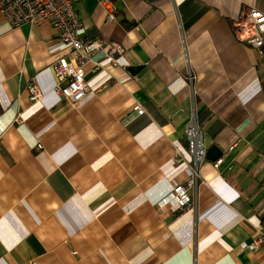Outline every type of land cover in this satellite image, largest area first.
<instances>
[{
	"label": "crops",
	"instance_id": "1",
	"mask_svg": "<svg viewBox=\"0 0 264 264\" xmlns=\"http://www.w3.org/2000/svg\"><path fill=\"white\" fill-rule=\"evenodd\" d=\"M111 2L112 23L99 0L73 3L82 40L124 48V69L85 67L76 105L54 93L68 50L51 24L0 13V264H264V243L247 249L264 242V58L231 29L264 0ZM193 114L222 163L173 213L159 203L191 176Z\"/></svg>",
	"mask_w": 264,
	"mask_h": 264
},
{
	"label": "built area",
	"instance_id": "2",
	"mask_svg": "<svg viewBox=\"0 0 264 264\" xmlns=\"http://www.w3.org/2000/svg\"><path fill=\"white\" fill-rule=\"evenodd\" d=\"M75 1L0 0V13L11 28H18L22 24L32 26L43 22L51 24L59 42L68 50L65 56L57 59L51 66L56 81L54 93L74 105L81 102L90 92L85 80V67L88 64L92 65L93 71L102 69L104 62L124 69L120 64L124 55V48L120 43L81 39L80 32L83 24L73 9ZM99 4L106 12L107 22H114L115 6L111 0H99ZM231 27L234 38L238 42L255 48L264 58L263 13L255 9L242 12ZM27 91L30 102H36L42 97L35 85L28 86ZM132 113L141 116L144 110L136 105ZM15 121L18 124L22 123L20 116ZM184 139L187 144V154L193 164L191 176L183 184L175 186L159 203L160 206L170 207L173 213L190 208L192 205L195 206L196 201L189 192L196 193L200 179L199 167L206 161L207 151L204 146L203 132L194 114L186 126ZM173 159L176 164L181 162V155L177 150H175ZM221 163L222 158H219L213 162V167L217 168ZM263 243V239L257 237L248 244L247 249L251 252L259 251Z\"/></svg>",
	"mask_w": 264,
	"mask_h": 264
},
{
	"label": "water",
	"instance_id": "3",
	"mask_svg": "<svg viewBox=\"0 0 264 264\" xmlns=\"http://www.w3.org/2000/svg\"><path fill=\"white\" fill-rule=\"evenodd\" d=\"M221 155L222 154H221L220 150H218V148L211 147V148H209V150H207L206 159H209V160L215 162L217 160V158H219Z\"/></svg>",
	"mask_w": 264,
	"mask_h": 264
}]
</instances>
